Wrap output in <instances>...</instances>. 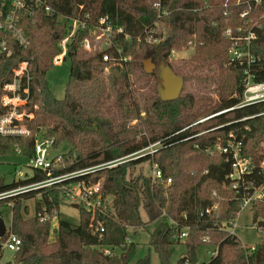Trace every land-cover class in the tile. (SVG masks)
I'll return each mask as SVG.
<instances>
[{
    "label": "trees",
    "instance_id": "obj_1",
    "mask_svg": "<svg viewBox=\"0 0 264 264\" xmlns=\"http://www.w3.org/2000/svg\"><path fill=\"white\" fill-rule=\"evenodd\" d=\"M47 1L55 12L38 11L27 16L28 46H18L12 57L0 61V100L2 81L11 77L19 62L29 61L32 79L28 110L34 113L26 123L31 135L0 136V155H13L20 149L29 159L38 139L53 140L54 145L67 141L70 150L62 155L61 166L53 172L56 175L125 157L156 141H161V145L153 154L111 168L1 198L0 217L1 209L10 206L12 230L22 240L13 260L7 264H130L137 251L132 237L127 242L132 236L131 227L142 225L147 230V223L153 221L157 225L150 233L149 254L138 258L135 264H193L191 248L197 252L206 246L204 236L219 246V252L197 264H264V239L254 250L242 248L236 236L221 228L223 222L240 210L246 184L252 181L256 185L264 184L260 166L264 161V100L191 126L201 117L242 101L246 67L255 82L264 81V17L257 25L249 23L258 13H264V0L240 4L232 0H161L169 12L165 18L167 33L156 44L139 40L147 26L156 20L153 5L156 0ZM244 10L248 14L242 17ZM101 18L123 28L124 32L114 39L121 56H127V60H121L115 49L110 51V61H104L100 51L85 50L83 42L90 38L92 27ZM72 19L86 24L69 41L72 73L65 96L59 99L49 88L47 73L55 65L54 57L61 51V40L70 32ZM229 28H240L233 36L254 56L255 61L250 65L232 60L229 48L233 40L226 35ZM250 32L255 37L246 40ZM125 33L130 37L126 39ZM191 44L194 54L189 61L184 60L180 66L169 60L174 49ZM148 53L169 64L187 81L177 99H161L159 69L151 74L144 70L143 60ZM75 67L80 68L79 77L73 76ZM106 68L108 72L104 73ZM212 84L219 93L217 99L207 94ZM4 111L0 103V115ZM135 119L139 122L130 124ZM219 125L223 126L195 136ZM230 133L236 141H242L243 154L255 161V167L245 174L238 191L227 178L231 166L226 155L205 150L206 145L215 144L218 139L225 141ZM139 134L142 135L138 137ZM146 161L157 163L165 177H172V183L154 182L142 173L129 174L131 168ZM47 177V172L34 169L33 176L26 180L7 182L0 178V194ZM100 180L107 208L105 213L94 215L93 221L100 222L103 228L94 233L90 228L93 214L83 204L78 205L79 222L68 219L60 207L67 199L64 187L79 181L93 184ZM33 196L35 214L28 216L29 207L24 200ZM214 205L216 209L206 211ZM142 210L148 217L147 223L142 219ZM253 210L255 220H264V201L255 202ZM39 213H57L58 225L53 226V220L41 221ZM186 226L188 235L180 238ZM4 239L5 236L0 238V260ZM177 246L186 252L176 256ZM107 248L112 250L111 255L105 254ZM151 250L158 257L157 263L151 260Z\"/></svg>",
    "mask_w": 264,
    "mask_h": 264
},
{
    "label": "built area",
    "instance_id": "obj_2",
    "mask_svg": "<svg viewBox=\"0 0 264 264\" xmlns=\"http://www.w3.org/2000/svg\"><path fill=\"white\" fill-rule=\"evenodd\" d=\"M249 1L250 0H244L243 3ZM260 1L261 0H255L257 3ZM153 5L157 11L156 20L148 25L144 30V33L139 37V40L143 39L150 44L159 43L166 37L165 31L163 29L165 18L169 14L167 9L164 8L163 2L161 0L154 1ZM38 11L44 12L46 14H53L55 9L51 6V4L48 3L47 0H0V61L5 58L12 57L18 46H28L29 38L25 30V19L27 16H33ZM247 14L248 11L244 10L241 13V16L244 17ZM88 18L89 15H87L86 19ZM85 24L86 22L84 23L82 20H70V32L60 42L61 51L54 57L55 65L62 63V61L66 58V55L69 52V41L71 40L75 31ZM238 31H240V28L235 30L229 28L226 32V35L233 40V44L230 49L231 58L232 60L240 62L244 60L242 64H246L248 66L255 61V58L249 50L242 51L239 45V39L233 36V32ZM123 32L124 30L122 27L114 26L107 18H101L92 27L91 36L90 38H86L84 40L83 46L87 47L88 49H92L91 52H102L104 61H110L112 59L110 53L112 49L116 50V52L120 55L121 60H127V56H121V49L114 39ZM124 36L126 39L130 37L127 33H125ZM254 37V33L250 32V34L246 37V40H251ZM93 41L100 45L99 50H96V46ZM244 71L247 74L245 81L248 84H246L247 88L245 100L233 107L208 116H204L192 123L191 126L204 123L208 119L226 111L264 100V81L255 82L252 78V75L248 74L246 68ZM31 79L32 76L30 72V63L29 61L24 60L19 62L18 65L12 69L10 78L2 81V95L0 103L5 108V111L0 115V136L12 137L31 135L32 130L26 124L28 120L34 117V113L28 110V104L30 102ZM207 131H202L197 135L204 134ZM52 144L53 140L50 139L36 140L34 145V154L29 158V166L33 170L39 169L47 172L48 177L43 180L22 185L18 188L1 193L0 199L9 195L18 194L20 192L36 190L43 187H51L53 185L60 184L70 177L88 174L102 168H111L125 161L136 159L146 154H153L158 150V147L161 145V141L153 142L147 147L125 157L117 158L97 166L56 175L53 172L56 170V168L61 166L63 156L59 155L57 157L50 158L49 149ZM242 146V141H236L233 133H230L229 137L225 141L218 139L215 144L205 146V150L211 154L221 152L222 154L226 155V161H228L231 166V172L229 175H227V178L230 179L231 186L237 189V191L240 189V182L244 179L245 174L251 172L253 167H255V161L251 157L243 154ZM17 152L21 153V150L18 149ZM260 166L264 171V161L260 164ZM16 171L18 170L16 169ZM149 172L150 173L148 176L151 177L154 182L162 181L164 185H169L173 181L172 177H165L163 170L157 163H152ZM22 173L23 171L21 170L16 172L17 175H21ZM64 189L66 198L71 199L73 202L83 204L86 210L93 214V219L90 222L91 230L94 233L101 231L103 229L101 227V223L98 222L97 224L93 220L96 212L99 211L104 213L107 208L102 194V180L93 184L79 181L77 183L71 184L67 188L64 187ZM243 195L244 196L242 198L240 210L236 212L232 219L225 221V226L226 224H229L228 228H226V232L230 236H237L235 233L236 221L241 210L247 206H252L255 202L264 201V184L260 183L259 185H256L253 181L247 183L243 188ZM216 208L217 205H214L208 208L206 211L210 212ZM39 215L41 221L53 220L54 222V220L58 218L57 213H53L52 215L39 213ZM222 226V228L225 227L224 224H222ZM184 228L185 229L179 234L180 238H184L188 235L189 227L186 226ZM262 233L264 235V231ZM4 236L5 239L1 243L3 250L5 248H8L14 252L19 250L22 240L12 230V228H7L5 230ZM202 240L207 244L211 241V238L209 236H204ZM127 241H130V237L127 238ZM238 241L242 248L247 249V246L243 244L239 238ZM214 246L216 248L212 249V251L209 253L210 257L216 256L219 252V246ZM255 248L256 246H252L251 248L249 247L251 250H254ZM104 252L105 254H112V250L109 248L105 249Z\"/></svg>",
    "mask_w": 264,
    "mask_h": 264
},
{
    "label": "rangeland",
    "instance_id": "obj_3",
    "mask_svg": "<svg viewBox=\"0 0 264 264\" xmlns=\"http://www.w3.org/2000/svg\"><path fill=\"white\" fill-rule=\"evenodd\" d=\"M232 1H233V3L240 4L241 2L243 3L244 0H241V1L232 0ZM263 17H264V13L263 14L258 13L256 18L254 17L255 19L253 18L254 20H250L249 23H251L252 25L253 24L257 25ZM165 26H166V24L164 23V29L163 30L165 31V35H166L167 31H166ZM93 43L96 46V50H99L100 45L98 43H96L95 41H93ZM239 45H241V43ZM84 48L88 52L92 53L91 52L92 49H88L87 47H84ZM230 49H231V46L229 48V54H230ZM241 49H242V51H244L243 47H241ZM95 52H98V51H95ZM192 54H194L193 45L192 44L191 45H185L181 48L174 49L170 55L169 60L172 61L173 63H177L178 65L181 66V64L184 62V60H186V59H188L187 61L190 60V58L192 57L191 56ZM154 60L158 64L162 63L156 59H154ZM243 62H244V60L242 62L239 61L238 63H240L242 65ZM71 67H72V61H71L70 56L67 54L66 58L62 61V63H60L58 65H54L47 73V80L49 83V88H50L52 94L59 99H62L65 96L66 85H67L68 80L70 78V75L72 73ZM246 69H247V72L249 74V70L247 67H246ZM107 72H108V69L106 68L104 73H107ZM205 73H206V70H204V74ZM131 78L136 79L135 76H131ZM160 81H161V79L159 80L158 85H159ZM211 82H207V83L210 84ZM246 84H247V82L245 81V83H244L245 88H244V94L242 97V101L245 100V98H246V88L248 85V84L247 85ZM186 85H187V81H185L183 89L186 88ZM207 94L210 95L214 99L218 98L219 93L215 89V84H212V86L210 87V91L207 92ZM233 96L236 97L237 93H234ZM241 102H239L238 104H240ZM142 114H144V112H142ZM138 122L139 121L135 119V120H132L130 124H137ZM221 126H223V125L208 128V129H205L204 131L215 130ZM180 131H183V130H180ZM141 135L142 134H139L138 137H140ZM195 136H197V134ZM228 137H226V139ZM242 145H243V143H242ZM69 150H70V144L67 141H62L58 144H55V145L52 144L50 146L49 156H50V158H54V157H57L59 155H63L64 153H67ZM151 165L152 164L149 161L141 162V163L137 164L134 168H131L129 171V174L132 176H136V175H139L142 173V174L148 176V174L150 173L149 170L151 168ZM16 169L18 171H16ZM19 170L23 171V173L21 175L16 174V172H19ZM33 172H34V170L29 166V159L27 157L23 156L21 153L17 152L16 154H13V155H10V154L0 155V178H5V180L7 182H13L14 180L15 181L26 180L29 177L33 176ZM104 199H105V197H104ZM24 204L29 207L28 216H33L35 214V196L27 198L26 200H24ZM75 205H79V203L73 202L71 199L67 198L62 203V205L60 207V212L62 214H64L68 219H70L74 222H79L80 214H79L78 208ZM1 212H2L1 217L5 222L6 229L12 228L11 227L12 212H11L10 206L3 207L1 209ZM98 212H96V213H98ZM141 214H142L141 216H142L143 221L146 223L149 222L148 217H147L144 210L141 211ZM94 218H95V216H94ZM261 220H263V219H261ZM258 221H260V219L255 220V218H254L253 205L243 208L237 217L236 228H235V233L237 235L236 238L237 239L239 238L241 240V242L247 246V248H249V247L251 248L252 246H256L258 243H261L262 240L264 239V235L262 233L264 231V228H262V229H260L261 227L259 228ZM58 222H59L58 218H56L53 222V226L56 227L58 225ZM225 223L226 222H223L222 224H224V226H225ZM147 224H148L147 230L144 229V226H142V225L136 226L134 228L131 227V235L132 236H129V237H130V241L133 239L134 242L137 243V251H136L135 258L133 259V261L130 264H135V262L138 258L144 257V256L149 254L150 233L154 230L157 223L153 221L152 223L150 222ZM228 225L229 224H226V226L224 227L225 230H226V228H228ZM134 231H136V232L133 233ZM131 237H132V239H131ZM130 241H127V242H130ZM214 248H216V247L213 244H211V242L207 243L206 246L200 247L197 250V252H198L197 255H198L199 260L200 261L208 260L210 258L209 253ZM177 251L178 252H177L176 256H179V254L182 252L183 253L186 252V250L183 247H179V246H177ZM13 255H14V251H12L8 248H5L3 250V255H2V258L0 260V264H7V262L12 261ZM150 255H151V260L154 263H157L158 257L156 255V253L151 250Z\"/></svg>",
    "mask_w": 264,
    "mask_h": 264
},
{
    "label": "water",
    "instance_id": "obj_4",
    "mask_svg": "<svg viewBox=\"0 0 264 264\" xmlns=\"http://www.w3.org/2000/svg\"><path fill=\"white\" fill-rule=\"evenodd\" d=\"M144 70L148 73H154L157 69H159V77L161 79L158 85V93L162 100L171 101L177 99L184 87L185 78L179 74H177L169 64L162 62L160 65L154 60L153 55L151 53L146 54L143 60ZM80 68L75 67L73 70V76L79 77ZM77 208L78 205H75ZM258 226L264 228V220L258 221ZM6 225L2 217H0V237H2L5 233ZM191 262L193 264H197L199 262V258L197 252L194 247L191 248L190 252Z\"/></svg>",
    "mask_w": 264,
    "mask_h": 264
}]
</instances>
